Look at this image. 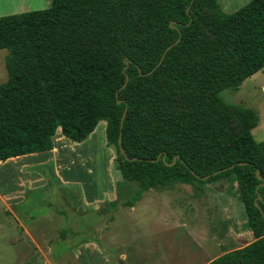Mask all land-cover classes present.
<instances>
[{
	"label": "trees",
	"instance_id": "1",
	"mask_svg": "<svg viewBox=\"0 0 264 264\" xmlns=\"http://www.w3.org/2000/svg\"><path fill=\"white\" fill-rule=\"evenodd\" d=\"M2 48L0 161L51 150L58 127L83 141L105 120L117 168L139 184L125 205L172 182L230 177L254 239L206 264H264L259 114L220 94L264 69V0L231 12L218 0H52L0 15Z\"/></svg>",
	"mask_w": 264,
	"mask_h": 264
},
{
	"label": "rangeland",
	"instance_id": "2",
	"mask_svg": "<svg viewBox=\"0 0 264 264\" xmlns=\"http://www.w3.org/2000/svg\"><path fill=\"white\" fill-rule=\"evenodd\" d=\"M20 1L13 0L12 6L0 13L3 15L16 13L13 11L20 7L14 4ZM41 1L42 8L37 9L50 6L47 0ZM7 53L6 48L0 49V83L8 79L5 67ZM220 94L228 103L241 104L257 110L260 120L253 134L258 142H263L264 69L246 78L238 90L226 88ZM103 132L102 125L97 135L100 138L95 142L97 156L94 170L88 171V167L84 165L83 170L75 176L79 181L78 188H81L82 184L104 181L110 175L113 164L109 151L111 147L109 146L108 151L104 149ZM113 152L117 168L115 147H113ZM23 161L20 159L16 163L9 162L0 165V187L2 189L13 182L7 179L8 175H11L10 169L23 168L24 165L20 164ZM28 168L32 172L30 166L25 167V169ZM58 179L55 176L54 178L47 177L54 191H50V187L45 186L37 196L30 194L26 196L25 204L33 210L32 216L39 218L38 225L32 224L29 231L39 238H42L44 232L47 235L46 240L41 239L39 247L22 229L19 223L20 216H11L5 211L0 198V264H69L66 262L68 257L64 252L71 244L79 239L82 241L90 239L94 235L100 239L102 232L104 237L100 240L101 244L107 251H112L110 260L113 264H121L122 251L118 250L121 248L127 255L125 264H201L214 255L222 254L221 251L231 250L232 247L237 248L254 239L247 224L244 204L238 197L233 201L232 196L225 195L221 207L230 202V206L224 207L232 208V212L235 210L236 220L239 224H243H236L238 233L241 234L240 240L236 235L237 232H230V220L224 221L223 216H211L214 210H210V206L208 209L207 206L210 204L209 198L216 194L212 190L205 189L206 193L199 195L200 201L192 207L190 205L187 207V199L184 197L195 195L198 191L195 187L186 186L187 184L180 185L181 183L172 182L166 186L157 187L149 193L145 192L134 206H127L125 202L134 194L139 184L135 181H125L129 184L126 186L128 190H125L127 194H122L123 185H119L121 200L105 206L109 199H113L117 190L116 186L111 193L109 192L105 203L99 204L91 201L88 205L80 206L64 195V188L59 185ZM135 185L137 187H134ZM228 189L231 190L229 187ZM42 197L46 200L38 205ZM189 207L193 209L190 208L194 214L190 213ZM50 216H54V219ZM59 237L64 239H59ZM223 237L224 242L217 245L218 239ZM48 244L52 246L50 254L47 253L48 250L42 251V247ZM69 262L78 264L72 257ZM100 262L98 257L93 261L95 264Z\"/></svg>",
	"mask_w": 264,
	"mask_h": 264
},
{
	"label": "crops",
	"instance_id": "3",
	"mask_svg": "<svg viewBox=\"0 0 264 264\" xmlns=\"http://www.w3.org/2000/svg\"><path fill=\"white\" fill-rule=\"evenodd\" d=\"M218 1L221 4L223 10L227 12H231L239 9L240 7L248 3L250 0H218ZM40 3H42L41 0H21L19 3L14 4L20 8L15 9V11L13 12L17 13L22 11L35 10L40 7L42 8ZM51 3H52L51 0L49 1L47 0V4L51 5ZM12 4H13V0H0V12H4V10H7L8 7L12 6ZM0 15L3 14L0 13ZM102 125L104 129L103 132V139L105 144L104 149L108 151L109 145L107 144V139H106V121L101 120L99 121L93 132H91L90 135L83 141L80 142L72 141L62 133L61 127H58L53 137L54 145L51 150L15 156L8 158L5 161H0V165H4L9 162L16 163L20 159L24 160L23 163L19 162L20 164L24 165L23 168H18L17 170L9 168L11 170L9 172L11 175H8L7 179H11L13 180V182H11V184L9 183L8 185H6L4 189L0 187V198L2 199V205L5 211L9 212L11 216H16V217L20 216L19 223L22 229L30 237L31 241L36 244L37 247H39L40 242H42L43 239L44 240L47 239L46 238L47 235L44 232L42 233V238H39L36 234L29 231V227L32 224L38 225L39 218L38 216H32L33 210L30 209L25 204V201H26V196L28 194L32 196H37L40 190H42V188H44L45 186H49L50 191H54V187L51 185V183H49L47 177L49 178V176H52L54 178L55 176L59 178L58 179L59 185H61L64 188V193H65L64 195L68 196L72 201L77 202L80 206H83L84 204L88 205V203H90L91 201H95L96 203L99 204L105 203L104 201L107 200L106 198L109 196L108 195L109 192L111 193L116 186H117L116 188L117 190L115 191L113 199H109L108 202L105 203V206L106 204L110 205L115 203L116 201L121 200L119 196L120 184L123 185L122 194H127L125 193V190H128L126 186H128L129 184L125 182L127 180L123 178L120 170L115 166V160H114L115 156L112 146H110L111 148L109 151H110L111 159L113 160V164L111 165L110 175L108 179L104 181L100 180V182H95V183L82 184L81 188L77 187L79 181L75 178V176L79 171L83 170V166L84 165L87 166L88 171L94 170V167L96 166L95 157L97 156V149L95 147L96 144L95 142L100 138V136L98 137L97 135L99 133L100 126ZM28 162H30V164ZM28 166H30L32 172L29 170V168L25 169V167ZM46 174L48 175L46 176ZM176 183H181L180 185L187 184L186 186L195 187L196 191H198V193L195 192V195H192L190 197L189 196L184 197V199H187V205H186L187 207L188 205H190L191 207L194 204L196 205L200 201L199 195L206 193L205 189L214 191L216 194H213V196L209 198L210 204L207 206L208 209L211 208L210 210H214L213 212H211V216H223L224 221L230 220L231 222L230 232L231 233L237 232L236 235H238V239L240 240L239 237L241 234L238 233L236 224L237 225H243V224H239L238 221L236 220L237 218L234 214L235 210L234 212H232V208L226 209L224 207V206H230L229 205L230 202L224 204V206L221 207V203L223 202V199L225 200L226 197L225 195H228L229 197L232 196L233 201L237 197L239 198L238 185L235 180L230 179V177H225L212 182L183 183L176 181ZM134 187L137 186L135 185ZM228 187L231 190H229ZM154 189L156 190V188H151L145 192L149 193ZM20 194H23L24 196ZM42 198L41 200L38 198L40 200L38 202V205L43 204L45 202L46 198L45 197L43 199ZM191 207H189V209ZM192 210L190 213L194 214L192 213ZM50 217L54 219V216H50ZM102 231L103 230H101V232ZM100 236H101L100 239H97L96 236L94 235V237H91L90 239L84 241H82V239L76 240L75 243L71 244V246H69L68 249L64 252L68 257V260L66 262L70 264L69 260L70 257H72L73 260L78 264H95L93 263V261L95 260V258L98 257V259L101 260L99 264H113L110 260V257L112 256V251L111 252L107 251V249L101 244L100 241L104 237L103 232L100 234ZM59 239H64V238L59 237ZM218 240L219 242H217V245L224 242V237ZM248 243L249 242L243 244L242 246ZM46 246L42 247V251L48 250L47 253L50 254V251H52V246L50 244ZM233 248L236 247H232L231 249ZM118 250L122 251V253L120 254V259H121L120 262L121 264H125V258L127 257V255L124 254L123 248ZM228 250L229 249H226L221 252H225ZM45 256L48 257L47 255ZM216 256L217 255H214L213 257L206 259V261L202 262L201 264L208 263Z\"/></svg>",
	"mask_w": 264,
	"mask_h": 264
},
{
	"label": "water",
	"instance_id": "4",
	"mask_svg": "<svg viewBox=\"0 0 264 264\" xmlns=\"http://www.w3.org/2000/svg\"><path fill=\"white\" fill-rule=\"evenodd\" d=\"M171 25H172V26H176V25H174V21L171 23ZM177 41H178V39H177ZM177 41H175V42L169 44V46L166 48L165 52L163 53L161 59H160L159 62L156 64V66H154V68H156V67L162 62V60H163V58H164V55H165L166 51H167L171 46H173ZM154 68H152V69H151L149 72H147V73H151V72L153 71ZM128 80H129V76L127 75V76H126V80H125V82L123 83V85L121 86V88H124V87L127 85ZM117 93H118V92H117ZM121 101H122L121 99H118V102H121ZM126 113H127V108H125V110L123 111V114H122V123H121V125L123 124V121H124V119H125ZM119 143L121 144V136L119 137ZM120 150H121V152L124 154V156H125L126 158H129L128 155H127V153H126V151H125V149H124L123 147H121ZM157 159H158V158H157ZM177 159H178V156L176 155V156L174 157V160L172 161V163H168V164H173V163H175ZM225 169H227V168H223V169L215 170V171L212 172L211 174H207V175H205V176H199V175H196V173H195L194 171H193V173H194L198 178H200V179H202V180H205V179H207L208 177H210L211 175L217 174V173H219V172H221V171H223V170H225ZM256 174H257L258 178H260L261 180H263V177L259 174V170H257ZM262 184H264V181H262ZM258 198L261 199V196H259ZM261 212H262V214H263V216H264V210H263V209H261Z\"/></svg>",
	"mask_w": 264,
	"mask_h": 264
}]
</instances>
